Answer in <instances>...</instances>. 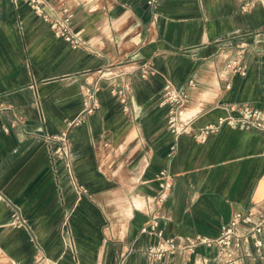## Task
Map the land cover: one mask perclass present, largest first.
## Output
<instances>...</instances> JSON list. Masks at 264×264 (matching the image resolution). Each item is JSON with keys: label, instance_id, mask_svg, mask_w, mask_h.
I'll return each mask as SVG.
<instances>
[{"label": "crops", "instance_id": "0c3cea01", "mask_svg": "<svg viewBox=\"0 0 264 264\" xmlns=\"http://www.w3.org/2000/svg\"><path fill=\"white\" fill-rule=\"evenodd\" d=\"M61 0L87 49L55 37L23 0H0V264H150L157 238L142 228L158 218L165 237L217 238L236 211L264 201V134L223 125L195 135L230 106L264 108V0ZM60 4V3H58ZM57 4V6H58ZM241 44L246 76L225 64ZM150 62L143 79L139 67ZM132 72L130 112L107 81L100 108L69 131L77 198L45 140L67 130L83 110L82 93L101 73ZM170 81L189 91L175 138L162 91ZM195 87L189 89V82ZM162 171L175 177L164 201ZM15 207L25 227L9 225ZM252 244L247 264H264ZM41 253H39V250ZM217 249L199 247L155 264H215Z\"/></svg>", "mask_w": 264, "mask_h": 264}, {"label": "built area", "instance_id": "2783aa9c", "mask_svg": "<svg viewBox=\"0 0 264 264\" xmlns=\"http://www.w3.org/2000/svg\"><path fill=\"white\" fill-rule=\"evenodd\" d=\"M49 25L55 37L61 38L71 44L74 48L87 49V43L80 35L72 29V9L61 0H23ZM161 0H148V5L155 8ZM257 0H249L240 7L242 12H248L255 7ZM60 3V4H58ZM58 4V6H57ZM246 44H241L233 59L225 64V69L231 74L247 75L248 66L245 58L248 52ZM153 71L150 62L145 61L139 67V75L146 79ZM132 72L115 73L105 70L97 80L87 83L83 96V110L79 117L68 124L66 131L50 135L45 134V140L49 146L53 159L62 165L64 172L74 189L77 198L87 194V190L81 185L74 173L73 155L69 131L78 126L84 119L94 114L100 108L98 96L102 88V82L107 81L111 87V93L122 105L125 112H130L132 99ZM195 83L189 82V89L194 88ZM189 100V91H180L175 88L172 82L167 81L162 91V103L169 106L168 128L175 138L189 131V123L181 118L182 108ZM223 125L241 130H252L264 134V108H255L252 105L244 104L239 107L230 106L227 115L218 120L216 125H210L195 135L200 142L205 141L208 134L218 131ZM159 191L152 199L156 206L160 205L167 194L171 191L175 177L166 171L158 176ZM9 225L12 227H25L26 222L19 214V211L12 207ZM143 233L156 236L157 242L149 246L145 255L150 264L163 262L176 253L194 254L199 247H214L217 249L215 264H247L249 255L246 253V246L252 244L257 255L262 256L264 236V201L252 205L245 211H236L230 220L222 226L220 235L217 238H209L201 235L194 237L173 238L165 237L159 229L158 218L153 217L143 228ZM41 253L40 249L38 250ZM35 264H60L58 260L50 259L41 254ZM203 264H209L205 259Z\"/></svg>", "mask_w": 264, "mask_h": 264}]
</instances>
